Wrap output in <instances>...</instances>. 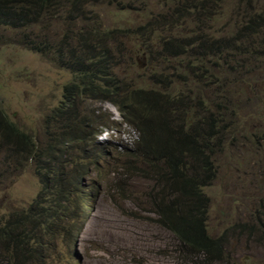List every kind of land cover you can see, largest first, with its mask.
I'll use <instances>...</instances> for the list:
<instances>
[{
  "label": "rangeland",
  "instance_id": "rangeland-1",
  "mask_svg": "<svg viewBox=\"0 0 264 264\" xmlns=\"http://www.w3.org/2000/svg\"><path fill=\"white\" fill-rule=\"evenodd\" d=\"M197 5L84 0L74 6L64 0L25 26L0 23V112L17 128L0 126V221L31 203L42 175L52 184L57 179L71 203H82L76 241L61 262L54 253L45 264H65L67 257L69 264H264V28L238 35L264 12V0ZM90 30L97 49L114 56L110 72L120 94L155 91L169 105L172 127L184 131L200 128L209 113L222 118L210 134L215 172L204 187L207 232L224 243L219 258H196L158 222L152 201L161 197L162 183L154 173L165 168L141 160L138 132L111 102L84 94L69 109L63 103L76 73L63 65L61 43L79 48ZM32 41L47 53L32 49ZM170 42L190 45L172 55L164 48ZM97 113L102 120L94 119ZM107 119L118 124L107 128ZM67 123L72 130L101 124L95 143L103 145L60 147ZM32 141L43 151L39 158L29 152Z\"/></svg>",
  "mask_w": 264,
  "mask_h": 264
},
{
  "label": "trees",
  "instance_id": "trees-1",
  "mask_svg": "<svg viewBox=\"0 0 264 264\" xmlns=\"http://www.w3.org/2000/svg\"><path fill=\"white\" fill-rule=\"evenodd\" d=\"M61 1L64 0H0V23L15 27L25 26L36 21L42 12L53 9ZM65 1L73 3L74 6L84 2ZM197 2L201 6L200 0H193L192 7H199ZM207 3L208 0L200 8H204ZM259 27L264 28V12L250 19L238 35L244 32L246 36L249 33H258ZM92 34L93 31L90 30L87 35H83L82 40L77 43L79 48H75L67 40L61 43V60L63 57L65 59L63 65L76 73V81L64 88L63 103L69 109L75 97L84 94L111 102L117 108L123 122L138 132L135 147L141 148V160L152 163L155 168L161 163L165 168L163 172L154 173L156 183L158 185L162 183L161 197L152 201L158 222L170 230L180 245L189 248L196 258L202 257L205 261L219 258L224 250V243L221 237H212L207 232L208 198L205 196L204 187L214 177L209 138L211 132L219 129L217 119L221 117L209 113V117L202 120V127L190 126L188 131H184L172 127L169 105L162 101L155 91L138 87L124 89L121 91L123 94H120L117 81L110 72L114 56L97 49L101 45L94 44ZM101 34L97 32V41L102 40ZM230 43L221 41L219 46L227 44L229 47ZM242 43L238 41V44ZM189 45L188 42L184 44L170 42L164 48L172 55H176L183 54ZM30 47L47 53L41 48L40 43L32 41ZM208 47L211 49L212 45ZM172 48L176 49L173 51ZM4 117L5 115L0 112V126L9 125L17 131L10 121L3 120ZM94 119L102 120L99 113L94 115ZM107 121L109 122L107 128L118 124L114 119ZM96 126L97 128L92 127L89 130H72L67 123L68 134L59 137L60 147L78 146L79 143L86 141L100 147L103 144L95 143V135L101 132L98 127L102 125L98 123ZM31 144L30 154L41 157L43 151H37L36 146L34 148V141ZM123 149L127 150L128 147L124 146ZM56 152L60 155L61 151ZM38 175L40 176L41 172ZM40 181L42 187L31 203L24 209L11 211L0 221V260H5L6 264L32 262L45 264L54 253L61 262V257L66 255L64 252L68 253L72 243L76 241V234L82 223L80 215L82 203L80 201L71 203L57 179L52 184L50 183L52 179L45 181L42 175ZM58 241L64 247V251H58ZM65 264H69L68 257Z\"/></svg>",
  "mask_w": 264,
  "mask_h": 264
}]
</instances>
